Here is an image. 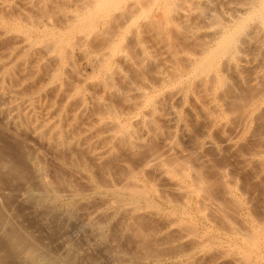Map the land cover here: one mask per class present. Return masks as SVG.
I'll use <instances>...</instances> for the list:
<instances>
[{
	"label": "bare ground",
	"instance_id": "1",
	"mask_svg": "<svg viewBox=\"0 0 264 264\" xmlns=\"http://www.w3.org/2000/svg\"><path fill=\"white\" fill-rule=\"evenodd\" d=\"M48 5H50L49 6L50 10L49 8H47ZM66 6L70 10L72 8L73 9L69 12L70 14L62 15L61 12L65 11V9L67 8ZM54 8L55 9L58 8V10L56 9L57 11L55 10L53 11ZM54 13L58 16L61 15L59 16L61 17V20H58L60 18H58V16L53 15ZM45 16H49L51 20L48 17H47L48 19H45ZM52 16L56 17L57 19L56 21H58V23L57 22L54 23H56L57 25L52 23V20L53 21L55 20L52 19L54 18ZM140 31H141L140 36H142V33L144 35L149 36V37L145 36L146 40L145 38L141 40L143 41L145 47L140 46V52H137L138 49H136V51L133 49L131 50V54H130V48H129L130 44H128L127 42L124 43L125 39L128 35L133 36V38L132 37L131 38L134 40L135 38L141 39L142 37L139 38ZM129 37L130 36H128V38ZM1 38H7L4 40H7L9 43L11 41L12 44L11 45L9 44L10 48L4 47V50L5 48L8 49H6L5 51L2 50L3 53L2 56H0L2 57V59L0 58V60H2V62L0 63V92L3 91L5 94V90L8 89L9 86L7 85L8 87H6L4 86L3 83L5 77L7 76L10 77L11 70L13 67L14 68L18 67L20 71L21 70L23 71V69L27 67V70L25 68L24 71L26 73L32 72V70L34 69V72L36 74V72L39 73L40 69L44 70L45 65L49 66L51 64L50 62H54L55 65L53 63V65L51 64V67L49 66L50 67L49 73L46 74L44 70L43 71L44 75H42L43 73L40 72V75H42L43 77V78L41 77V79H43L44 81L47 80L50 82L51 81L54 82L53 87L51 86L50 93H52L53 91H55L53 92L54 94L58 92L59 96L61 95L62 98L65 99L66 101L68 100V102L69 99L72 98L70 99V101L73 100L74 108L71 109L72 110L74 109V112H76L77 115L75 116L78 117V115L80 116L86 115L84 116L85 122L84 120L83 123L81 122L82 124H85V126L87 127V128L85 127L83 131L84 138L86 137L87 140H84V138L83 140L84 142L95 141L96 145L94 144L95 146L94 145H93L94 147L92 146L93 149L91 148L93 152L90 150L92 152V155L90 154L91 153L90 151H89L90 153L89 152L88 153L90 157L92 156V161L94 163H98V165H101L102 162H105L104 163L105 165L106 163H108L106 162L108 160L105 161L102 160L109 158L107 156L111 153L113 147L116 145L114 143L115 145L114 146L112 145L113 147H111V145H109V141L112 142L118 141L117 145L119 144V141L120 142L125 141L127 143H130V145H132L131 143H133V145L134 144L138 145L139 141H145L149 139L151 135L154 134V132L156 133L157 128L156 126H154V124H152L153 121L155 122L154 117L156 114H158L159 118L158 117L156 118L160 121V123L161 122L164 123L162 128H164L165 125L167 127L166 129L168 130L169 128L177 129L181 127L183 129H186V127L187 128L190 126L194 127V125H191L190 122H186V123L183 122L184 121L182 118L183 115H181V113L179 112L181 110L178 111L175 108L176 106L178 107L186 106L185 108L186 110H184V112L187 111L189 114L194 116L195 120L197 119L201 120L200 119L201 117L204 118L203 120L205 121L207 127L203 128L204 130L199 129V131H203V135H202L203 137L204 134L209 133V130L211 128H213V130H215L214 128L221 130L222 132L221 135L223 136L219 135L220 131L217 132L218 137L220 136L222 138V139H220V137L218 138V142L221 140L219 142L221 143L220 150L223 148L225 150L226 148L227 149L235 148L236 150V147H239L238 145L240 144L241 139L246 141L247 146L250 144L247 141H253V138H255L256 141H260V142L264 141V138H262L264 137V133H262L264 129V124H263L264 123L263 121L264 120V73L260 74V71L264 70V0H0V40ZM91 38H94L95 40L97 38L98 41L100 39V46L96 44L98 42L97 40H96L97 42H95V40L92 39V41L94 40V43L92 44L97 45L96 50L98 51L95 52L91 51L96 47V46L92 47V45H90L91 41L89 40ZM131 38L129 39L132 40ZM147 38H149V40ZM147 40L148 42L152 41L151 42L153 46L152 49H155V54L156 52L160 53V55L157 53L158 54L157 56L159 57L155 56L156 58H160V60L157 59L160 62L157 61L158 62L157 63L156 61H154L155 57L153 58L152 55L150 56L149 53L152 51L151 49L150 51H147L146 49L148 44V42L146 44ZM89 46L92 47V49L89 48ZM25 57H27L28 59H26ZM151 58H153L155 65L159 64L158 66L163 67V70L159 72L158 70L160 69L157 68L155 69L154 65H152L153 66L152 67L151 62L153 61H148ZM148 62L151 68H154L155 70H157V72H159L154 74L156 72L154 70L153 71L154 76L151 75V79H149L150 76L148 78V76L146 75V74L149 75L150 73L147 72L145 74L146 71H150L152 73L151 68L150 70L147 69ZM16 64L18 66H16ZM29 64L33 67L32 69L30 66H29L30 68L27 66ZM28 69H30V71H28ZM66 69L67 70L69 69V71L71 70L73 72V74L71 73L72 75L70 74L73 77L72 80H69L71 78L69 74L68 76L64 77L65 76L64 71H67ZM129 72L136 74L137 77H139V79L135 77L133 80V82L135 81L134 83L132 81H129L133 79L131 78V75L129 76L127 74ZM26 73L25 75L23 76L20 75V76L26 77L27 76ZM67 77L70 78L67 79ZM6 79L10 80L11 78L10 79L6 78ZM117 81L119 84H116ZM7 82L8 81H6L5 83L7 84ZM86 83H89L91 87L96 86L95 87L97 88L96 93H98L97 91L99 89V95L101 94L100 95L101 97L94 96L95 89H93L94 91L92 92L91 91L92 89L90 90L91 87H89V85H88L89 88L87 86L85 87H87L92 93H90L89 90L87 89L84 90L81 85H84ZM123 83H124V88L121 86L123 85ZM129 84H133V85H129ZM11 87L12 86H10L9 89ZM11 89H13V87ZM22 89L23 88H20L21 91ZM20 90L19 92L18 90H16L17 92L14 91L15 93L11 91L9 95L7 94L8 96L5 94L4 97L5 98L8 97L10 99L8 100V102L9 101L11 102V103L9 102V105H2V103L4 102L7 103V101L1 102L0 100V112L2 111L1 113L3 114L7 123L9 122L8 124L9 126L30 128V130H32L34 134L39 136L41 140L45 139L50 143L54 141L53 143L55 144L51 143V145L55 147L57 145H61V146L62 144L65 145V143L68 142L71 143V145L73 143L74 144L76 143L77 135L74 138L73 137L74 134L73 135L72 133L68 134V132L65 133V131H67L70 128L69 126H71L68 122H70L72 118L74 120L77 119L75 118V116H73L71 119L68 118L70 117L71 115L70 111L72 110H69V112L67 111L68 115L66 116L68 119L67 118L66 119L68 120L67 122L68 124L66 125L65 122L64 125L63 124L64 122L63 117L65 118L64 110H58L56 108L57 110L56 112L55 109L51 108V104H48L47 103L48 101L46 102V100L44 99L46 98V95L49 92H45L44 96H42L43 94L42 95L38 94L39 96H41L39 99L36 97V94L33 93L35 97L38 99V101H32L31 100L32 97L30 98L28 94L26 95V93L30 91L24 90L28 92L25 93L24 91H22L24 93H21ZM7 92L8 91H6V93ZM34 95H32L31 92V96ZM113 96L115 98L122 99L123 104L122 103L120 104H122V106L124 105L123 108H121L122 106L119 107L120 104L116 100L114 101V104L113 103L111 104V102L106 99L109 97L112 98ZM2 97L3 96L0 94V99ZM36 98L34 99L36 100ZM115 102L118 103L117 104L118 106L116 105V109L117 107L121 109L116 110L114 108ZM187 103L190 105L188 106ZM52 104H54V102ZM96 109H98V111L100 110V112H96L95 111ZM184 115L187 116L185 113ZM80 116L78 117L79 120L82 119ZM187 117H189V115ZM159 121H157V124ZM186 121L189 120L186 119ZM45 122H47V125H45ZM72 123L73 122H71V124ZM187 123H189L190 125L186 126L185 124ZM201 123L205 124L204 122L200 121V125ZM94 124H103L102 126L104 130L101 127V129L103 130V132H101L102 135H98V134L95 135L97 131L95 132L93 131L94 128H91ZM150 124L152 125V127L154 126L156 128V130L155 131L153 130L154 132L152 133L151 130H149L152 129ZM63 126L65 128L64 131H63ZM65 126L66 127L68 126L67 130ZM90 128L93 129L92 130L93 133L91 132ZM74 129L70 130V132L71 131L73 132ZM30 130L28 129L29 132H32ZM222 130H225V132L227 130V133L229 132V134H225V132H223ZM99 132L100 130L98 131V133ZM258 132L261 133V134L259 133V135L261 136H258L257 134ZM64 133H65V137H64ZM211 134H213L212 131ZM157 135H159V133ZM182 135H184V137L185 135L187 136L185 132ZM172 137L173 136H170L169 140L175 141L174 139H171ZM244 137L249 139H243ZM104 141H108V144H105ZM135 141H138V143H135ZM207 141L208 142L203 143L205 144L206 148L213 149L216 147L218 148V146H220L219 144L218 146L215 145L217 144V142L213 143L211 140H207ZM90 143L92 142H89L88 144ZM47 144L48 143H46V145ZM170 144L168 145L169 148H167L168 151L172 149L171 148L172 146L170 147ZM254 144L257 145L256 142H254ZM4 145L2 146H4L5 149L4 150L0 149V188H2V186L3 188L10 187L11 190L9 191L10 193H8L9 196L6 195L8 198L4 197L5 194L3 196L0 195L1 197L4 198L1 199L0 197L1 199L0 200V264H87L88 263L87 258H86V262H83L84 260L79 259L80 255H78L77 250L75 252L73 251L74 250L73 246H75L73 243L71 242L68 243V249L64 253H61L63 251H60V249L56 247L57 242L56 244L55 243L52 244V242H54L51 241L53 240L52 235L55 233V236H57L56 234H58V232L60 233L58 228L60 229L61 227H63L64 222L62 223L61 219L59 218H58L59 220L56 219L57 217L60 216H56L59 215V213L54 212L55 210L54 206L47 207L48 204L47 205L45 204L49 200L56 199V195L55 192H53L54 190L53 189H52L53 191L51 190L52 186L49 183H47V180L44 179L42 172H40L42 169L39 170L41 175L38 173L40 177L42 176L40 180L41 183L36 184L38 183V181H35L36 183L34 184L33 181L36 180L35 179L36 175L34 174L35 175L34 177L33 172L31 174L34 179L32 178V176H30L31 175L30 174L29 175L30 177L24 179L23 182V186L26 185V189H25L26 192L24 191L25 193L22 196L25 198L26 195V201L28 203L24 202L25 204L30 203V205L31 204L34 205V208H31L33 205H31V207L30 205L29 206L27 205L28 207H30V211L35 209L32 211L33 213L28 211L29 215L30 213L33 215L34 218L32 219H34V221L28 219L31 217L23 215L26 214L27 210L25 211L21 207L20 209L24 210V213L22 210L23 214H21L20 210L18 209V205L17 206L16 204L12 205L15 199L13 194H15L14 192L17 191V189L15 190L14 188L15 186H13L14 183H11L10 181L11 179L12 181L13 180L15 181V179L18 180L21 176L26 175L28 169L26 170L24 163L19 160L21 159L20 155H18L19 157L16 155L17 153L15 149L14 151H12L13 149L10 147L11 144L9 145L4 144ZM243 145L245 144L243 143ZM258 147L260 146L258 145ZM233 149L232 151H234ZM258 150L260 151L261 148H258ZM236 151L239 152L238 148ZM259 151L257 152V154L263 155L264 150L262 149L260 152ZM253 153L256 154V152L254 151ZM247 154L249 155V153ZM234 156L236 158L238 155H234ZM242 156L240 157L241 162L239 164L241 163H243V165L249 164L248 162H250V159L246 158L244 154ZM237 158H239V156ZM147 159H149V157ZM147 159L144 164L142 163L143 165H139L143 170L144 169L148 170L149 168H153L152 165L154 163V160L150 158V160L147 161ZM185 159L190 160L189 158L186 157L183 158V161H185ZM204 159H206V156ZM158 160L162 161L163 159L162 160L158 159ZM158 160L155 161L158 162ZM257 162L259 163V161ZM260 162L262 163V161ZM165 163L169 164V162H165ZM254 163L256 162H253V164ZM157 164L158 163L154 165L156 166ZM172 164H174V162ZM158 165H157L158 169L161 170L162 168H159L160 166ZM261 165H263V163ZM166 166L168 165L166 164ZM181 166L183 167L182 164ZM187 168L189 169L190 167ZM179 169L180 167L178 168V171ZM235 169L237 170L236 167ZM129 170L131 169L129 168ZM166 171L167 170H165V172ZM178 171L176 170L175 172L177 173L176 177L179 175L181 176L180 174L181 170L179 171L180 172L179 175H178ZM184 173H188V171ZM163 174H161L160 176L164 177ZM199 175H197L198 177L195 175L194 177L196 178L190 181H192L193 183V181H195L197 178L200 181L202 178L201 176L199 178ZM219 175L220 173L218 174V176ZM227 175L229 176L230 174ZM132 177L131 180H133ZM184 177L187 178L188 174H185ZM178 179L180 178H177L176 181ZM84 180L85 179H83V181ZM163 180H168L169 182H172L171 178L170 179L164 178ZM202 180L197 186L196 184L198 183L197 182L198 180L195 181L197 183L191 185L192 188H186L189 191L183 189L184 185L182 186L183 188L178 187V189L181 188L187 193L182 192L183 190L181 192L179 191L177 192H179V194L183 193L182 194L183 196L185 193H186L185 196H189V195L191 196L194 193L195 194L199 193L200 195L204 194L201 188L207 189L208 184L206 185L207 187L205 186L202 187L205 184L204 182H203L204 184H202ZM106 182L104 181V183ZM126 182L125 184L124 182L123 183L120 182V185H117L118 187L116 186L113 187V189L120 188L122 190L124 188L123 190L126 192L127 190L126 187H129L128 188L129 191H127V193H130L128 198L133 199L135 204H137L135 198L140 199V197H144L142 196V194L146 189L145 187H147L146 186L147 181L144 183L146 184L144 187L145 189L142 188V183L140 182L138 184L128 183L130 185H128ZM176 185L177 184L174 183V186L172 185L173 188ZM109 186L110 185H108V187ZM49 189L51 190V192L49 191ZM141 189H143V191ZM168 189L170 188L168 187ZM114 190L113 193L111 192L112 191L111 189L109 192L114 194V192L120 191L117 189ZM197 194L195 196H197ZM199 194H198V199L200 197L199 201L200 203H202L201 202L202 195L200 196ZM11 195L14 197V199H12ZM118 195L120 196L121 194L118 193ZM70 196H72L70 193H66V195L64 194V197L62 195V197L65 199L70 198ZM141 199L142 201L145 202L143 198ZM181 199H179V201ZM203 199H204V195H203ZM3 200L5 202H3ZM114 200L113 203L114 202L116 203L118 201L117 199H116L117 201ZM186 202H184L185 204L182 202L183 204L181 203V205H183V207L186 205L188 206ZM203 202L204 203L208 202L207 204L205 203L206 205L210 204L209 201L204 200ZM150 203L148 205H151ZM204 203H202V206L205 205ZM198 204L199 202L197 203V207ZM138 206L140 205H136V207ZM184 208L185 209H183V211L186 210V207ZM37 209H44V210L43 211L41 210L42 211L41 212L38 211ZM198 209H200V207ZM48 210H49V214L52 211L53 214L55 213L57 214L49 215ZM50 210L52 211L50 212ZM200 212L201 211L199 210V213ZM180 213L178 214L181 215ZM51 215L53 216V218ZM185 215H187L186 212ZM185 215L184 218H186L189 215V213L186 217ZM50 216L51 218H49ZM182 217L183 215L181 216V218ZM36 218H39V221H41L39 222L37 221L38 220L37 219L36 220L37 223H42V224L44 223L43 225L46 224L45 221L47 222V225L52 223V222L48 223V221L50 220L55 221V222L53 221V224L47 227L50 229L51 232L48 235L49 238L47 237L46 234H44L43 236L42 233L41 239L39 240L36 239L35 237L41 236L39 234L41 232L37 233V236L33 235L35 234V232H38V231H34L33 229L36 228L37 230L38 228L37 225L39 227L42 226V225L40 226V224H37L35 222ZM65 218L66 216L64 218L62 217L63 221ZM18 219H21V221L23 222L20 221V224H18L19 223ZM17 221L18 223H16ZM35 223L37 224L36 226ZM259 224H257L258 227H260ZM253 228H251L252 230L250 229L252 233L250 232V234L249 233L247 234V236L250 235L249 238L246 237V234L244 235L240 234L242 237L244 236L245 238L242 239L237 238V240L238 239L243 240L244 246L242 249H238V251L242 250L241 251L242 255L245 261L248 260V262L251 260L250 258L252 257L253 254L256 257L255 260L259 259L258 257L261 256L263 250L262 248L261 252H259L260 250L259 248L261 247H259L260 245L258 244L259 241L264 242L263 235H262L263 239L262 238H261L262 240L259 239V237H261L260 234L262 233V231L260 232V230H263L262 228H264V226H262V228L260 229L257 228V230L256 228L255 230ZM54 239H56V237H54ZM261 244L262 246L264 245V243ZM257 252L260 253L259 254L260 256L257 255ZM89 261L91 262V260ZM262 261L264 260L262 259ZM90 264H97V263L93 262Z\"/></svg>",
	"mask_w": 264,
	"mask_h": 264
},
{
	"label": "rangeland",
	"instance_id": "2",
	"mask_svg": "<svg viewBox=\"0 0 264 264\" xmlns=\"http://www.w3.org/2000/svg\"><path fill=\"white\" fill-rule=\"evenodd\" d=\"M49 6L50 5H48L47 8H49V10H50ZM56 9L58 10V8H56ZM56 9L54 8L53 11L54 10L57 11ZM66 9H65V11L61 12L62 15L63 14H67V15L70 14L69 12L73 8L70 10L67 7ZM53 15L58 16L55 13ZM59 16H61V15H59ZM59 16H58V18H60V19H58V20H61V17H59ZM47 17L50 19L49 16H45V19H48ZM52 17H54V16H52ZM52 19H55L54 21L52 20L53 24H56L54 22L58 23V21H56L57 20L56 17H54ZM140 35H141V31L139 34V38H141V37L142 38L141 39L135 38V40L132 39L133 36H131V35H128V36H130L129 38L132 37L131 38L132 40H130L128 38V36L126 37L124 43L127 42L128 44H130V47H129L130 48V54H131V50H133V49L135 51H136V49H138L137 52H140V46H144V43L141 40L143 38H145V40H146L145 36H147V35H144L143 33H142V36H140ZM147 37H149V36H147ZM4 39H7V38H1V40H0V56H2V53H3L2 50H4V47L10 48L9 44L10 45L12 44L10 40H9L10 41V43H9L7 40H4ZM92 39H94V38H91L89 40V41H91L90 42L91 44L90 43L89 44L92 45V47H95V46L96 47L94 49H92V47L89 46V48H91L92 49L91 51H93V52L98 51V50H96V48H97V45L100 46V39L98 41L96 38V40L98 42L94 39L95 42H97L96 43L97 45L92 44V43H94V40L92 41ZM147 39L149 40V38H147ZM148 40L146 41V44H147ZM149 42H148V44H149ZM151 42L149 45L147 44L146 49H147V51H150V49H151L153 52L151 51L150 53L149 52L148 53L150 54V56L152 55L153 58L155 56L159 57L157 55L158 54L160 55V53L156 52V54H155V49H152L153 46H152ZM124 43H123V45H124ZM136 45H137V47L138 46L139 47L137 48ZM8 48H5V50ZM98 48H100V47H98ZM156 57H155L156 60L154 59V61L157 62L158 61L157 59L160 60V58H156ZM0 58L2 59V57H0ZM25 58L28 59L27 57H25ZM153 58H151L148 61H153ZM1 62H2V60H0V63ZM153 62H151V66L154 65L155 69L156 68L160 69V70H158L159 72L161 70H163V67L158 66L159 64H156L157 65L156 66L155 62H154V64H153ZM158 62H160V61H158ZM50 63L53 65L54 62H50ZM51 64L49 65L50 67H51ZM54 65H55V63H54ZM16 66H18V65L16 64ZM27 66L28 67L30 66L31 69L33 68L30 64ZM47 66L45 65V68H44L46 74L50 72V67L48 66L49 67V70H48ZM148 66H149V62H148ZM148 66H147V69L150 70L151 67L149 66V68H148ZM17 68L18 67H16V68L13 67L11 70V75L9 74L10 77L7 76L8 74L6 75L7 77H5V80L8 82L6 84L5 83L6 81L4 80V83H3L4 86H6V87L12 86L14 89V90L11 89L12 88L11 87L10 88L11 90H10L8 87V89L5 90V94L9 95L11 91L13 93H15V92H17L16 90H18V92H19L20 88H23L22 91H24V90L30 91V92H28V91H24V92L25 93L28 92V93H26V95L28 94L30 98L32 97L31 98L32 101H38V99L41 97L38 94H40V95L43 94L42 96H44L45 92H49L48 94L46 93L47 95H46V98H44V99L46 100V102L48 101L47 102L48 104H51V108L55 109L56 112H57L56 108L58 110H64L65 118L63 117V121H64L63 124L66 122L65 123L66 125L68 123L71 125V126H69L70 127L69 129H68V126L67 127L65 126L66 130L67 129L69 130V131L68 130L65 131V133L68 132V134H71V133H72V135L74 134L73 135L74 138L76 135L78 136V138L76 136V143L75 144L73 143L71 145V143L68 142V143H65V145L62 144V146L57 145L55 147V146L51 145V143L55 144V143H53L54 141L50 143L49 141H46L45 139L41 140V138L39 136H37L36 134H34V132L32 130H30V128L9 126L8 125L9 122L7 123L6 119L4 118L3 114L1 113L2 111L0 112L1 113L0 114V128H1L0 129V144H1L0 149H2V150L5 149L6 146L4 144H8V145L11 144L10 147L13 149L12 151H14V149H15V151L17 153L16 155L17 156L20 155L21 159H19V160L24 163L26 170L28 169L26 175L21 176L18 180L15 179L16 182L14 180L12 181V179H11L10 182L14 183L13 186H15L14 187L15 190L17 189V191L14 192L15 194H13L15 199L11 195L12 199H14L13 203L12 202L11 203H12V205L13 204H16V206L18 205V209L20 210L21 214L24 213V210L25 211L27 210L26 214H23V215L31 217L28 219L34 221V219H32L34 217L31 213H33L32 211L35 209L30 211V207L33 204H31V205H30V203L25 204L27 202L26 201V195H25V198L22 196L26 192L25 191L26 185H24L25 186L24 187L23 182H24V179L32 176L31 173L33 172V175L34 174L36 175V177L34 175V177L36 179L33 181L34 184L36 183L35 181H38V183H36V184L41 183L40 180H41L42 176L40 177V175H41L40 172H42L44 179L47 180V183H49L52 186L51 190L53 189L54 191L53 190L52 191L55 192V195H56V199L49 200L45 204L46 205L48 204L47 207H53L54 206V209L56 210V211L54 210V212L59 213V215H56L57 213L53 214L52 210H50V212L52 211L50 214L60 216V217H57L56 219L59 218V219H61L62 223L64 222L63 227H61L60 229L58 228L60 233L58 232V234H56L57 236H55V233L54 234L52 233L54 235L53 236L51 234L53 240L50 239L51 241H54V242H52V244L53 243L56 244V242H57L56 247L59 248L60 251H63L61 253H64L68 249V243L71 242L75 245V246H73V249H74L73 251L75 252L77 250L78 255H80L79 259L84 260L83 262H86V258H87V260H88L87 264H90L93 262H96L97 264H247L248 260L245 261L243 255H242V252H241L242 250L238 251V249H242L244 246L243 240H241V239L245 238V237L244 236L242 237L241 235L246 234V237L249 238L250 235L247 236V234L248 233L250 234L251 228L254 227L253 229L255 230V228H256V230H257V228L260 229V228H262V226H264V162H263L264 161V153H263V155L257 154V152L259 151L258 148H261V150L262 149L264 150V148H263L264 147L263 146L264 141H262V142L256 141L255 138H253V141H247L248 143H250L248 145L249 146L248 147L246 145V141L241 139L242 142L239 140L240 144L238 143L239 144L238 146L240 148L235 146L236 150L238 148L240 153L238 151H236L235 148L234 149L232 148L234 151H232V149H230V148H228L229 149L228 150L226 147H225L226 150L224 148L220 150L221 143H219V142L221 140L218 142V138L220 136L218 137L217 132L220 131L219 135H221L222 134L221 130H218L217 128H214L215 130H213V128H211L209 130V133L204 134V137H203L202 136L203 131H199V129L204 130L203 128L207 127L205 121L203 120L204 118L201 117L200 118L201 120H199V119L195 120L194 116L189 114L187 111L184 112V110H186L185 109L186 106H184V107L183 106L182 107L181 106H179V107L173 106L178 111L181 110L179 112L181 113V115H183L182 118L184 120L183 121L184 123L190 122L191 125H194V127L192 126L194 131H193L191 126H190L191 128L188 127L189 129L187 127H186V129H183L181 127L177 128V129H173V128L168 127L169 128V130H168V129H166L167 128L166 125L164 126V128H162L164 123H162V122L160 123V121L156 118V117H158V114H156L154 117L155 122L153 121L152 124H154V126H156L157 131L155 133L154 131L156 130V128L154 126L152 127V125L150 124L152 129H149V130H151V133L154 132V134H152L151 137L149 138L150 140L147 139L148 141L147 140L139 141V143H138V141H135V143H138V145L134 144L135 146L133 145V143H131L132 145H130V143H127L125 141H123V142L119 141L120 145L119 144L117 145L118 141L117 142L116 141H113V142L109 141V145H111V147H113L116 144L113 147L114 150L112 149V151H111L112 154L110 153L107 156L109 158L106 157L107 159L102 160V161L108 160V161H106V162H108V163H106V165L104 164L105 162H102L101 165H98V163H94L92 161V156L90 157V155H89V153L91 151L93 152V150H91V148L94 144L96 145L95 141H88V142L85 141L84 142V140H87L86 137L84 138V134H83V131H84L86 126H85V124H82V123H83V120L85 122L84 116H86V115H84V116L78 115V117L80 116L82 118L80 120L77 116H75V115H77L76 112H74V109L73 110L71 109V108H74L73 100L70 101V99H72V98L69 99V102H70L69 103L68 100L66 101L65 99H63L61 95L59 96L58 92H56L55 94L53 93L55 91L50 93L51 92L50 91L51 86L53 87L54 82L53 81H51V82L47 81L46 79H45L46 81H44L43 79H41L42 75H44V73H43L44 70L40 69L39 73L36 72V74H35L34 69H33L32 72H27L30 74H27L26 72H24L25 68L27 70V67H25V68L23 67L24 68L23 71L22 70L20 71L19 68L18 69ZM154 68H151L152 73L150 71L145 72V74L147 72L150 73L149 75L146 74L148 76V78L150 76L149 79H151V75L154 76V74L159 73ZM154 70L156 71L155 73L153 72ZM28 71H30V69H28ZM70 71H69V69L67 71H64L65 72V74L63 73L65 75L64 77L68 76V74H69V76H71L73 74V72L72 71L70 72ZM40 72L43 74L40 75ZM66 72H67V74H66ZM25 73L27 76L22 77L23 75H25ZM262 73H264V70L260 71V74H262ZM127 74L129 76L131 75V78H133L132 80H129L132 82H133L134 78L137 77L136 74H133L130 72ZM20 75H22V76H20ZM6 78H8V79L11 78L10 79L11 81L7 80ZM68 78H70V77H67V79ZM72 78L73 77L71 76V78L69 80H72ZM137 78L139 79V77H137ZM39 79L41 80V82ZM9 82H10V84H9ZM116 84H119L118 81ZM88 85H89V83H86V84L81 85V86L83 87L84 90L85 89L89 90L88 88L91 86L89 85V87H88ZM129 85H133V84H129ZM17 86L19 87V89ZM85 86H87L88 88ZM121 86L124 88V83ZM95 87L96 86L91 87L90 90L92 89L91 91L93 92L94 91L93 89H95V93H96L97 88H95ZM35 90H37V91H35ZM47 90H49V91H47ZM90 90H89V92L92 93ZM6 91H8L9 93L8 92L6 93ZM22 91H21V93H24ZM31 92H32V95L36 94V97L38 99L35 97V95L31 96ZM97 92L98 93H96V94L94 93V96L101 97L100 96L101 94L99 95V89ZM0 94L3 96L2 98H5L4 97L5 94L3 91L0 92ZM60 94H61V92H60ZM2 98L0 99L1 102L7 101V103L4 102V103H2V105H9L10 101L8 102V100H10V99L8 97H6L5 99H2ZM34 98H36V100ZM60 98H62V99H60ZM112 98H113V100H112ZM112 98L109 97L106 99L108 101H110L111 104L112 103L114 104L115 100L119 104L123 102L122 99H120V98H115L114 96ZM53 102H54V104H52ZM71 102H72V104H71ZM118 103L115 102V105H114L115 109H116V105ZM59 104H61V105H59ZM122 104H120L119 107H121ZM189 105L190 104H188V106ZM56 106H59V107H56ZM69 106H71V107H69ZM123 106L121 108H123ZM119 107H117L116 110L121 109ZM69 110H72V111H70L72 116L70 115V117H68V118L71 119L73 116H75V118H77V119H75L76 121L72 118L71 121L68 122V120H67L68 118L66 115H68ZM95 111L100 112V110L98 111V109H96ZM72 112L74 115L72 114ZM101 113H102V111H101ZM184 113L187 116L189 115V117L185 116ZM160 115H161V113H160ZM190 115H191V117H190ZM186 119L189 121H186ZM157 121H159L158 124H157ZM200 121L204 122L205 124L201 123V125H200ZM71 122H73V123L71 124ZM187 124H185V125L186 126L190 125L189 123H187ZM6 125H8V126H6ZM45 125H47V122H45ZM73 125H75V126H73ZM102 125L103 124H94L91 127V128H94V130L90 128L91 132L93 133V131H95V132L97 131L95 133V135L96 134L102 135L101 132H103V130H104ZM195 126L197 129L195 128ZM199 126H201V127H199ZM101 127L103 128V130L101 129ZM160 127H161V130H160ZM4 128L7 130H5ZM18 128H20V129H18ZM95 128H97L98 130ZM148 128H150V127H148ZM28 129L32 132H29ZM72 129H74L73 132L72 131L70 132V130H72ZM80 129H82V130H80ZM64 130H65V128L63 126V131ZM99 130H100V132L98 133ZM211 131L213 132V134H211ZM222 131L225 132V130H222ZM228 131H229V129H228ZM157 132L161 136L157 135L158 134ZM184 132L187 134V136L185 135V137H184V135H182ZM199 132L201 133L202 137L200 136ZM65 133H64V137H65ZM259 133L260 132L257 133L258 136H261V135H259ZM262 133H264V129H263ZM171 134H173V135H171ZM214 134H216V135H214ZM225 134H229V132L227 133V130H226ZM170 136H173L171 139H174L175 141L169 140ZM221 136H223V135H221ZM187 137L189 140L187 139ZM83 138H84V140H83ZM262 138H264V137H262ZM214 139H216V140H214ZM220 139H222V138L220 137ZM243 139H249V138L244 137ZM207 140H211L213 143L217 142V144H215V145L218 146V144H219L220 146H218V148L217 147L213 148L216 151L211 149V148H210L211 149V151H210V149L206 148L205 144H203L204 142H208ZM166 141H167V143H166ZM89 142H92V143L88 144ZM170 142H171V144L173 142L174 143L171 145ZM254 142H256L257 145H255ZM46 143H48V144L46 145ZM83 143H85V144H83ZM104 143L108 144V141H104ZM121 143H122V145H121ZM243 143L245 145H243ZM169 144H170V147L172 146L171 147L172 149H170V151L167 150V148H169V146H168ZM2 145H4L5 147ZM85 145H87L88 147ZM136 145H137V147H136ZM258 145L260 147H258ZM132 146H134V147H132ZM241 147H242V149H241ZM256 147H258V148H256ZM254 148L258 151H256ZM164 149H166V150H164ZM206 149L207 150L209 149V150L207 151ZM204 150H205V152H204ZM223 150H225V151H223ZM197 151H198V153H197ZM253 151L256 152V154L253 153ZM92 152L90 153L91 155H92ZM182 152H184V153H182ZM247 153H249V155ZM251 153H252V156H251ZM243 154H244V156H246V158L250 159V162H248L249 164H246V165H243V163L239 164L241 162L240 157ZM152 155H154V156H152ZM162 155H163V157H162ZM234 155H238L240 159L237 158L238 156L236 157L237 158L236 159ZM171 156H172V158H171ZM205 156H206V159H204ZM148 157H149V159H147ZM156 157H157V159H156ZM186 157L189 158L190 160L185 159V161H183V158H186ZM150 158H152V160H154V163L152 165V167L154 169L149 168L148 170L147 169L143 170L141 168V166H139V165H143L145 163L146 159L148 161V160H150ZM158 159H160V160L163 159V160L159 161ZM197 159H199V160H197ZM155 160H158V162ZM164 160H165V162H169V164L165 163ZM186 161H187V163H186ZM257 161H259V163ZM260 161H262L263 165H261L262 163ZM171 162L172 163L174 162V164H172ZM236 162H238V163H236ZM253 162H256V163L253 164ZM156 163L159 164V165L157 164L158 166H160L159 168H162L161 170L158 169L157 165L156 166L154 165ZM166 164L168 166H166ZM181 164L183 165V167L181 166ZM187 164H189V165H187ZM178 165H180V166H178ZM256 165L258 168L256 167ZM107 167H108V169H107ZM136 167H137V170H136ZM171 167L173 168V170L175 168V170L173 171ZM179 167H180L179 171L181 170V173L178 171ZM187 167H190V168L188 169ZM235 167L237 168V170L235 169ZM129 168L132 171L129 170ZM194 168H195V170H194ZM40 169H42V170L39 172ZM138 169H141V170H138ZM184 169H186V170H184ZM104 170H106V171H104ZM165 170H167V171L165 172ZM176 170L178 171V175L180 173L181 176L179 175L176 177V174H177V173H175ZM182 170L184 172L188 171V173H184ZM29 171H30V173H29ZM139 171H141V172H139ZM160 171L161 172L164 171L163 172L164 174L161 173ZM109 172L111 173V175ZM173 172L175 173V175ZM194 172H195V174H194ZM200 172H201V174H200ZM154 173H155V175H154ZM158 173H160V174H158ZM219 173H220V175L218 176ZM45 174H46V176H45ZM116 174H117V177H116ZM122 174H124V175H122ZM140 174H142V175H140ZM161 174H163L164 177L163 176L161 177L160 176ZM185 174H188V177H187L188 179L186 177H184ZM227 174H230L232 176V178L234 177L233 178L234 180L231 178L230 175L228 176ZM168 175H170V176H168ZM195 175L196 176L199 175V178L201 176V178L203 180H205V181H203L201 179L202 184L205 183L202 187L208 186L207 189L201 188V190H203V193H204V194H201L202 195L201 202L204 203L203 202L204 200L209 201L210 204H208V205H206L208 202L207 203L205 202L206 204L204 203L205 205L202 206V203H200V201H199L200 197L198 199L199 193L198 194L196 193L197 196H195L196 195L195 193H194L195 195L192 194L191 196L190 195L185 196V194L187 192L184 191L183 189L189 191L186 188H192L191 185L198 182L196 184V186H197L201 181V180L199 181V179L197 178L195 181H197V180L198 181L197 182L193 181V183H192V181H190V180L195 179L196 178V177H194ZM122 176H123V178H122ZM130 176L131 177L134 176V177H132L133 180H131ZM127 177H129V178H127ZM159 177L163 178V179L164 178H167V179L171 178L172 182H169L168 180L160 179ZM172 177L175 179H173ZM191 177H192V179H191ZM32 178H33V176H32ZM177 178H180V179H178L176 181ZM44 179H42V180H44ZM83 179H85V180L83 181ZM125 180L126 181L128 180V181L126 182ZM143 180H144V182H143ZM104 181L105 182L108 181V182H106L107 184L104 183ZM229 181H230V183H229ZM120 182L121 183L124 182V184H125V182L127 184L128 183L138 184L140 182V183H142V188H144L145 185L147 184L146 185L147 187H145L147 190L144 188L147 192L144 190L143 194L147 193L148 195L142 194V196H144V197H140V199L143 198L145 200V202L142 201V199L140 200L139 198H137V199H139V200H137L135 198V201H137L136 202L137 204H135L133 199L128 198V196L130 194V193H127V191H129V189H128L129 187H126L127 188V190L125 189L126 192L123 190L124 188L122 189L124 192L120 188L119 189L114 188V189L120 190L121 192L116 190L117 192H114L115 195L112 194L113 190H114L113 187H115V186L118 187L117 185H120ZM145 182H146V184H144ZM149 182H151L155 188ZM173 182L175 184H177L176 185L177 187L176 186L174 187L176 189L173 188V186H174ZM189 182H191V183H189ZM24 184H26V183H24ZM130 184H128V185H130ZM108 185H110L111 187L110 186L108 187ZM168 187L170 189H168ZM178 187H181L183 189L180 188L181 189L180 190V189H178ZM130 188H132V187H130ZM171 188H173V189H171ZM110 189L112 190L111 191L112 193L109 192ZM10 190H11L10 187H8V188L4 187L3 188V186H2V188H0V195L3 196L5 194L4 197H7L6 195L9 196L8 193H10L9 192ZM51 190L49 189L50 192H51ZM141 190L143 191V189H141ZM163 190H165V191H163ZM204 190H206L208 192H206ZM177 191H179V192L182 191V192H186V193L183 196L182 195L183 193L179 194V192H177ZM66 193H70L72 196H70V198H68V199L63 198L64 194L66 195ZM72 193L73 194L75 193V194L73 195ZM118 193H120L121 195L119 196ZM164 193H165V195H164ZM19 195H20V197L22 196L23 198L22 197L20 198ZM62 195H63V197H62ZM116 195H118V196H116ZM181 195H182V197H181ZM203 195H204V199H203ZM121 196H123V197H121ZM11 197H10V199H11ZM163 197L166 198L167 200L164 199ZM185 197H187V198H185ZM2 198L3 197H1V199ZM12 199H11V201H12ZM179 199H181V200L179 201ZM113 200L117 201L118 203L117 202L113 203ZM197 200L201 206L198 204V207H197V203H198ZM131 201H133V202H131ZM146 201H147V203H146ZM170 201H172V202H170ZM236 201H237V203H236ZM3 202H5V201L3 200ZM148 202L149 203L151 202L150 203L151 205H148L149 204ZM182 202L183 203L186 202V204H188V206L187 205L184 206V207H186V210H184V211H183V209H185V208L183 207V205H181ZM27 205L28 206L30 205V207H28ZM134 205H135V207H134ZM136 205H140V206L136 207ZM21 207L24 210L20 209ZM199 207H200V209H198ZM31 208H34V205ZM22 210H23V213H22ZM37 210L43 211L44 209H37ZM199 210L201 211L200 213H199ZM28 211L31 212L30 215H29ZM155 211L159 212V213H156ZM181 211L183 212V214ZM185 212L187 215L189 213V215L188 216L185 215ZM27 213H28V215H27ZM178 213H180L181 215H179ZM48 214H49V210H48ZM182 215H183V217L181 218ZM184 215H185V217L186 216L187 217L184 218ZM51 216L49 218H51ZM65 216H66V218L63 221L62 217L64 218ZM175 216H176V218H175ZM52 218H53V216H52ZM187 218L190 220H188ZM183 219H185V220H183ZM18 220H19V223H18V221L16 223L20 224L21 219H18ZM36 220L39 221V218L35 219V222L37 223ZM53 221L52 220L48 221V223L52 222L49 225L53 224ZM21 222H23V221H21ZM39 222H41V221H39ZM182 222H184V223H182ZM36 223H35V226L37 224H40V226L41 225L43 226V229H42V226L39 227L37 225V227H38L37 230H36V228L33 230L38 231V232H35V234H33V235L37 236V233L41 232V233H39L40 235L43 233L42 234L43 236H44V234H46L48 237V235L51 232H50V229L47 228L49 226V225H47V222L45 221V223H46L45 225H43L44 223L43 224L42 223L36 224ZM254 223H256V224H254ZM257 224H259L260 227H258ZM262 229L263 230H260V232L262 231V233L260 234L261 237H259L260 240H262L264 238V237L262 238V235L264 236V234H263L264 228H262ZM42 230H43V232H42ZM34 231H33V233H34ZM42 235L39 237L38 236L37 237L33 236V237H35L36 239L39 240V239H41ZM54 237H56V239H54ZM235 238H236V240H235ZM237 238H241V239L237 240ZM261 243H264V242L259 241L258 245H260L259 247H261V248H259L260 249L259 252H261L262 248H263V250H262L261 256L259 255L260 253L257 252V255L260 256V257H258V256L257 257L259 259L262 258L264 260V256H263L264 255V247H263L264 245L262 246ZM238 246H239V248H238ZM240 246H241V248H240ZM61 249H63V250H61ZM250 259H251L249 261L250 264H258L259 261H260L259 264H264L263 263L264 261H262V259L255 260L256 257L254 254L252 255V257ZM89 260H91V262ZM249 262H248V264H249Z\"/></svg>",
	"mask_w": 264,
	"mask_h": 264
}]
</instances>
